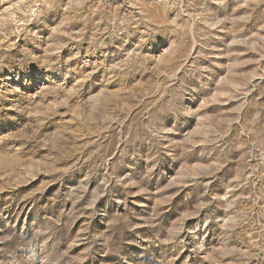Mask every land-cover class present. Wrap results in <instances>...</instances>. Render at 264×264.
Listing matches in <instances>:
<instances>
[{"label":"rangeland","instance_id":"374dc122","mask_svg":"<svg viewBox=\"0 0 264 264\" xmlns=\"http://www.w3.org/2000/svg\"><path fill=\"white\" fill-rule=\"evenodd\" d=\"M0 264H264V0H0Z\"/></svg>","mask_w":264,"mask_h":264}]
</instances>
